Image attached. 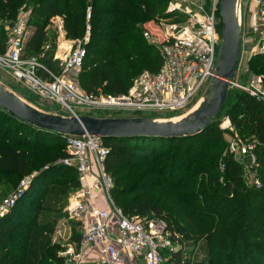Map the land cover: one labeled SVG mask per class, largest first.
<instances>
[{"label": "trees", "instance_id": "16d2710c", "mask_svg": "<svg viewBox=\"0 0 264 264\" xmlns=\"http://www.w3.org/2000/svg\"><path fill=\"white\" fill-rule=\"evenodd\" d=\"M166 2L0 0V20L10 26L20 8L31 5L27 28L33 29L25 41L27 54H35L42 45L52 42L46 26L53 17L62 18L67 39L80 40L88 32L77 82L88 92L100 88L105 93L119 94L128 89L138 73L159 67L158 50L144 39L143 31L146 22L163 14L159 10ZM216 15L220 17L219 10ZM52 39L44 63L59 73L58 62L53 59L55 33ZM247 68L254 76H263L264 57L251 56ZM221 111L241 137L257 141L260 188L247 187L241 166L223 155L226 144L217 123L210 122L197 135L174 139H102L109 148L104 166L113 178L115 205L128 216L165 220L180 244L164 264H264V99L229 89ZM56 147L65 148L62 137L0 109V186L6 184L3 177L29 175L48 160L49 153H42V148ZM198 155L203 158L197 159ZM220 161L224 163L222 172ZM80 185L72 167L55 164L38 173L23 196L0 218V264H63L58 254L62 246L53 243L52 236L57 221L66 215L70 193ZM41 210L42 217L35 219ZM180 221L187 233L179 229ZM71 222L75 232L71 241L78 242L81 223ZM21 230L27 232L23 252L16 243Z\"/></svg>", "mask_w": 264, "mask_h": 264}, {"label": "built area", "instance_id": "2783aa9c", "mask_svg": "<svg viewBox=\"0 0 264 264\" xmlns=\"http://www.w3.org/2000/svg\"><path fill=\"white\" fill-rule=\"evenodd\" d=\"M219 2L212 0L210 11L202 15L199 9L170 1L165 14L156 22L157 32L149 27L143 31L144 39L158 50L159 67L154 71L140 72L123 93H105L100 88L88 92L80 87L74 75L80 70L85 55L81 41L75 47H69L63 57L54 53L59 73L44 63L52 48L51 43L42 45L35 54H27V14L18 15L8 26L6 52L0 55V65L34 94L65 109L68 116L80 115L79 109L105 116L114 113V117L146 116L142 115L144 112H175L190 105L194 99L200 101L214 76L221 43V18L216 15ZM250 4L253 8L247 7ZM245 8L249 11L245 34L249 29L251 32L246 37L241 33L242 44L254 45L249 52L251 56L264 57V0H237L240 27L241 13ZM242 64L239 58L237 70L242 69ZM259 87L264 89V75H253L247 84L239 83L235 76L229 89L244 91L260 100L264 99V93ZM221 128L230 135L223 155L232 157L241 166L247 187L260 188L257 141L253 137H241L228 117H225ZM62 138L66 155L60 157L56 164L74 168L81 181L80 187L70 193L65 211L69 218L81 223L80 229L83 230L78 242L69 241L58 252L63 264H92L87 262V257L94 247L99 251L95 264H164L171 253L180 249V244L165 220L128 216L115 205L110 194L113 182L104 166L109 148L103 140L91 135ZM219 169L221 172L224 170L222 161ZM92 172L94 181L87 183L85 177ZM33 176L23 177L17 189L0 202V218L23 196ZM97 192L102 193L107 207L100 208L94 204ZM85 217L91 219L86 227L83 226Z\"/></svg>", "mask_w": 264, "mask_h": 264}, {"label": "water", "instance_id": "95a60500", "mask_svg": "<svg viewBox=\"0 0 264 264\" xmlns=\"http://www.w3.org/2000/svg\"><path fill=\"white\" fill-rule=\"evenodd\" d=\"M237 0H220L221 43L214 76L198 105L177 120H156L147 116H63L32 106L0 81V109L37 129L64 137L91 135L103 138L159 137L180 138L202 132L225 104L240 58L242 36L236 11Z\"/></svg>", "mask_w": 264, "mask_h": 264}, {"label": "rangeland", "instance_id": "374dc122", "mask_svg": "<svg viewBox=\"0 0 264 264\" xmlns=\"http://www.w3.org/2000/svg\"><path fill=\"white\" fill-rule=\"evenodd\" d=\"M170 1H174V2L180 3L182 5H187V6L191 7L192 9H199L200 12L202 13V15H206L207 12L210 11L211 4H212V0H167L166 4H164L162 6L161 10H159V12L160 13L163 12V14L157 15L156 18L150 20L148 23L147 22L145 24L143 23L145 29L149 27L151 31L157 32L156 22H158V20L161 17H163V15L165 14V11L168 7V3ZM247 7L253 8V5L250 4ZM30 9H31L30 4L23 5L20 8L19 15L27 14L29 16ZM88 12H89V8L87 9V13ZM248 12L249 11H247L246 8L243 9V11L241 13V18H240L241 24H242L241 33L242 34L244 33L245 37L249 36L250 32H251V30L249 29L246 32L247 34H245V29L248 26V22H247L248 21L247 16L249 14ZM86 17L88 18L89 15L87 14ZM7 28H8V22L6 20H0V48H1L0 49V55H3L6 52V39L5 38H7ZM32 29H33V27L27 28L28 33L26 36V40L30 36ZM46 29L50 32L49 33V35H50L49 40L52 42L54 40V39H52V35L55 33V41H54L55 53L60 57H63L64 55H66L69 47H75L79 43V41H81V43L84 45V38L80 39V40L65 38V32L63 30V20L60 16H56V17L51 18L49 24L46 26ZM87 36H88V38H87V41L85 43H87L89 40V34H87ZM4 46H5V48H4ZM253 48H254L253 44H248V43L244 42L241 45L240 60H241V62H243V64H242V69L237 70L236 75H235L236 80L241 84H247L248 81L250 80V78L253 77V73L250 72L247 68V62L251 57L249 52H251L253 50ZM78 73H79V71H77L75 73V75H74L75 79L78 78ZM0 81L9 90L16 93L18 96H20L22 99H24L26 102H28L32 106L36 107L37 109L45 111V112H50V113H54V114H60L63 116H68V112L65 109L60 108L59 105L54 104V103L50 102L49 100H46L45 98L34 94L31 90L27 89L26 86L23 85L22 82L15 79L13 77V75L11 74V72L7 68L2 67L1 65H0ZM259 88L264 93V89L262 87H259ZM199 102L200 101H195V99H194L192 101V103H190V105H188L184 109H181V110H178L175 112H158V113L144 112V113H142V115L158 117L161 120H169V119L177 120V119H180L183 116L187 115L190 111H192L198 105ZM78 111H81L79 113L80 115L81 114H89V115L99 116V115H97V114H99V112L87 111V110H82V109H79ZM126 115H127V113H126ZM108 116H114V113H111V115H108ZM116 116H119V115H116ZM224 119H225L224 111H220V113L216 117L212 118L210 120V122L217 123L219 129L223 130V132L221 133V136L223 138L224 145H225L227 143L228 139L230 138V135L227 132H224V129L221 128V125H222ZM46 151H48V153H49V154H46L48 160L44 163L42 162V164L39 167H37L36 169L33 168L31 170V173L29 175H34L33 178L38 173H40L41 171H43V170H45V169L56 164V161L60 158V157H58L59 155H55L56 153L66 154V149L65 148L62 149L61 147H56L55 149L42 148V150H41L42 153H44ZM199 158L201 160L203 158V156L200 157V155H198L197 159H199ZM108 174L110 175L112 182H113V178H112L111 174L110 173H108ZM22 178L23 177H20V175L16 174V173L11 174L9 178H6V177L1 178L2 182L6 183V184L0 186V202L5 197L10 195L11 192H13V191H15V189H17ZM111 189H110V194L112 197ZM112 199H113V197H112ZM113 202H115V201L113 200ZM67 203H68V200H67ZM67 203H66V205H67ZM64 211H65V208H64ZM40 217H42V210L38 213V215H37V217H35V219L36 218L40 219ZM35 219H33V220H35ZM71 221H72V219L69 218V216L67 215V212H66V215L64 218H60L57 221L56 230L52 236V242L53 243H55L61 247L65 243L71 241V236L73 234H75V232L72 231V228H71L72 227ZM178 225H179V229L185 231L184 222L180 221ZM19 236H20V238H19V240H17L16 243L20 247L19 248L20 252H23L24 248H25L24 244L26 243L27 232H25L24 230H21V232L19 233Z\"/></svg>", "mask_w": 264, "mask_h": 264}, {"label": "crops", "instance_id": "0c3cea01", "mask_svg": "<svg viewBox=\"0 0 264 264\" xmlns=\"http://www.w3.org/2000/svg\"><path fill=\"white\" fill-rule=\"evenodd\" d=\"M249 19V18H248ZM93 172L92 173H89L86 175L85 179L87 181V183H92L94 181L93 179ZM96 198L94 200V204L97 205V207H107V201L105 200L104 196L102 195V193H99L97 192L96 194ZM91 222V219L89 217H85L84 219V223H83V226H88L89 223ZM115 226V224H114ZM81 232H83V230H81ZM98 257H99V251L96 247L92 248L89 256L87 257V262L88 263H92V264H95L97 263V260H98Z\"/></svg>", "mask_w": 264, "mask_h": 264}, {"label": "bare ground", "instance_id": "6f19581e", "mask_svg": "<svg viewBox=\"0 0 264 264\" xmlns=\"http://www.w3.org/2000/svg\"><path fill=\"white\" fill-rule=\"evenodd\" d=\"M66 44V43H65Z\"/></svg>", "mask_w": 264, "mask_h": 264}]
</instances>
